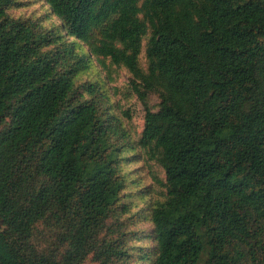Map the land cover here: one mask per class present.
<instances>
[{
	"label": "trees",
	"instance_id": "1",
	"mask_svg": "<svg viewBox=\"0 0 264 264\" xmlns=\"http://www.w3.org/2000/svg\"><path fill=\"white\" fill-rule=\"evenodd\" d=\"M43 2L0 0V264H264V0Z\"/></svg>",
	"mask_w": 264,
	"mask_h": 264
},
{
	"label": "rangeland",
	"instance_id": "2",
	"mask_svg": "<svg viewBox=\"0 0 264 264\" xmlns=\"http://www.w3.org/2000/svg\"><path fill=\"white\" fill-rule=\"evenodd\" d=\"M26 1L29 2V4L31 5V7L27 8L28 13L33 12L35 9H38V10L41 9L43 7V4H45L43 0H26ZM103 76L105 77V74H103ZM128 79H129V74L126 71L115 72L113 80H110V79L107 80V88L109 89L110 94L116 100L118 104L117 107L119 110H121V115H123V117L128 122L129 128L132 130L133 133H135L136 135H139L142 132V129L144 126L143 107L137 104L135 100L126 98L125 95L123 94L118 95L117 89H116V88H120V89L125 90L124 87L127 84ZM155 102L156 101H154V103ZM123 112H127L128 116L124 115ZM138 166H141V164H139ZM148 172H149V169L145 171L146 174H148ZM157 172H160V171L157 170Z\"/></svg>",
	"mask_w": 264,
	"mask_h": 264
}]
</instances>
